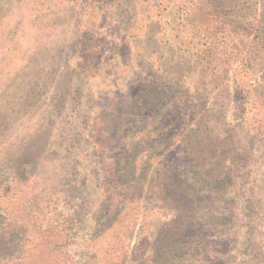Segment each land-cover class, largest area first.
Wrapping results in <instances>:
<instances>
[{
  "label": "rangeland",
  "instance_id": "374dc122",
  "mask_svg": "<svg viewBox=\"0 0 264 264\" xmlns=\"http://www.w3.org/2000/svg\"><path fill=\"white\" fill-rule=\"evenodd\" d=\"M0 264H264V0H0Z\"/></svg>",
  "mask_w": 264,
  "mask_h": 264
},
{
  "label": "trees",
  "instance_id": "16d2710c",
  "mask_svg": "<svg viewBox=\"0 0 264 264\" xmlns=\"http://www.w3.org/2000/svg\"><path fill=\"white\" fill-rule=\"evenodd\" d=\"M206 49H207V51L205 52V57L207 58L206 62L208 63L209 67H211L212 62H214L213 59L217 53V51L215 52L216 47L215 48L208 47ZM212 71H213V68H212ZM162 190H163V188H162ZM225 196H226V193L223 197H225Z\"/></svg>",
  "mask_w": 264,
  "mask_h": 264
}]
</instances>
